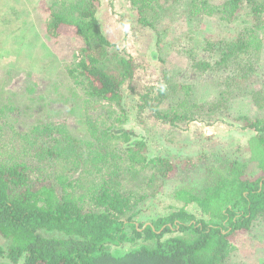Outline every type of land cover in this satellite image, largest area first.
<instances>
[{
  "label": "trees",
  "instance_id": "1",
  "mask_svg": "<svg viewBox=\"0 0 264 264\" xmlns=\"http://www.w3.org/2000/svg\"><path fill=\"white\" fill-rule=\"evenodd\" d=\"M130 1L139 23L155 28L157 21L148 12L164 4ZM100 3L39 4L49 43L64 37L80 40L72 52L75 59L56 74L67 71L72 106L68 98L57 101L80 110L87 140L58 120L64 114L61 106L48 112L49 101L32 95L30 82L18 90L0 87V264H232L239 251L237 237L264 220V89L251 90L243 83L260 66L264 0L187 2L188 24L206 16L229 25L248 20L218 53L191 58L190 68L202 77L201 84L219 81L215 95L201 99L197 83L174 84L168 72L137 92L133 106L139 121L148 111V118L171 126L225 121L231 103L251 95L255 114L235 117L242 128L255 131L244 145L246 154L193 173L189 170L198 168L204 156L178 166L174 153L153 154L149 138L123 127L126 111L117 114L114 105L123 107L124 84L134 82L138 66L105 35L97 16ZM43 46L47 58L57 55ZM179 172L184 179L170 187ZM161 195L169 199L166 212L139 220L142 202Z\"/></svg>",
  "mask_w": 264,
  "mask_h": 264
},
{
  "label": "rangeland",
  "instance_id": "2",
  "mask_svg": "<svg viewBox=\"0 0 264 264\" xmlns=\"http://www.w3.org/2000/svg\"><path fill=\"white\" fill-rule=\"evenodd\" d=\"M188 1L172 0L170 3V0H160L163 7L156 10L150 8L148 14L157 21L155 28L139 23L137 10L130 0H100L97 16L107 38L118 43L119 49L128 57L134 58V63L138 66L134 82L124 84L126 102L123 107L114 105L117 114L123 108L126 111L127 119L123 127L133 128L136 133L149 138L153 154L169 151L174 153L173 160L178 166L185 165L187 159L204 156L201 162L198 161L202 163L198 168L194 166L189 170L193 173L208 163H217L225 157H243L246 154L244 145L255 131L242 128L235 117L241 114L251 116L257 111V106L251 95L243 94L231 103L230 117L221 122L209 119L206 122L197 120L171 126L156 117L148 118V111H143L141 115L145 121L137 118L138 109L133 106L135 99L139 100L140 97L137 92L142 91L145 86L156 85L164 72L169 73L174 84L186 80L197 83L201 99H206L213 93L215 95L219 81L210 79L201 84L202 77L195 75L190 68L191 58L210 56L211 51L213 54L218 53L224 46L223 43L235 39L239 27L248 23V20L237 19L236 23L229 25L217 17L206 16L196 17L195 22L188 24L185 13ZM209 1L219 4L225 0ZM40 2L41 0H0V87L18 90L30 82L35 90L32 95L42 96V100L49 101L48 112L53 113L56 111L53 110L54 107L61 106L64 114L57 117L58 120L72 125L74 133L87 140L89 133L80 121V110L71 111L68 106L63 105V101H57L68 98L72 106L74 96L71 91L72 82L66 76L67 71L58 78L56 74L60 69H66L75 59L72 52L80 40L78 37H64L58 44L52 41L49 43L50 38L42 29ZM261 33V38L258 35L261 46L258 73L243 82L251 90L259 87L264 89V32ZM43 44H47L57 55L47 58V49ZM29 72H32L30 76ZM132 86H135L134 90L131 89ZM174 177L169 181L170 187L184 179L183 173ZM170 189H166L167 192ZM162 197L142 202L139 220L145 221L164 214L169 199ZM190 209L201 217L197 208L191 206ZM236 243L239 251L234 253L232 264H264V220L255 222L249 232L237 237ZM253 246H256L254 251L251 249Z\"/></svg>",
  "mask_w": 264,
  "mask_h": 264
}]
</instances>
